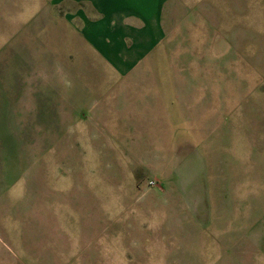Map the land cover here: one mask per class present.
Listing matches in <instances>:
<instances>
[{
	"label": "rangeland",
	"instance_id": "rangeland-1",
	"mask_svg": "<svg viewBox=\"0 0 264 264\" xmlns=\"http://www.w3.org/2000/svg\"><path fill=\"white\" fill-rule=\"evenodd\" d=\"M174 1L164 45L118 78L57 61L35 0H0V229L116 232L123 264H264V0Z\"/></svg>",
	"mask_w": 264,
	"mask_h": 264
},
{
	"label": "crops",
	"instance_id": "crops-1",
	"mask_svg": "<svg viewBox=\"0 0 264 264\" xmlns=\"http://www.w3.org/2000/svg\"><path fill=\"white\" fill-rule=\"evenodd\" d=\"M175 7L174 0H35V29L48 35V47L57 61L66 56L60 61L84 63L92 62V57L96 63L111 67L116 77L126 78L164 45ZM158 101L162 103L156 110L163 121L181 116L180 104L171 108L167 98ZM137 107L130 109L139 110ZM172 111L177 115H171ZM233 118L227 115L215 125L226 129L228 168L234 162ZM25 222L26 217L19 215L2 217L0 264H123L122 241L116 232L29 233Z\"/></svg>",
	"mask_w": 264,
	"mask_h": 264
},
{
	"label": "built area",
	"instance_id": "built-area-1",
	"mask_svg": "<svg viewBox=\"0 0 264 264\" xmlns=\"http://www.w3.org/2000/svg\"><path fill=\"white\" fill-rule=\"evenodd\" d=\"M147 185L150 186V187L155 186V182L153 180H149L147 182Z\"/></svg>",
	"mask_w": 264,
	"mask_h": 264
}]
</instances>
